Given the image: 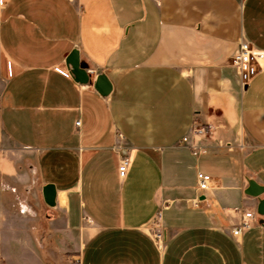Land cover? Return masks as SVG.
<instances>
[{
  "label": "crops",
  "instance_id": "1",
  "mask_svg": "<svg viewBox=\"0 0 264 264\" xmlns=\"http://www.w3.org/2000/svg\"><path fill=\"white\" fill-rule=\"evenodd\" d=\"M241 41L264 50V0H3L0 184L39 187L42 200L54 185L42 235L75 264H264L257 199L244 193L248 179L264 185V71L241 85ZM75 48L87 84L54 70ZM193 125L212 134L192 139ZM1 203L0 264H61L34 243L33 214L19 225ZM239 206L255 217L235 238ZM159 211L162 249L148 227Z\"/></svg>",
  "mask_w": 264,
  "mask_h": 264
},
{
  "label": "built area",
  "instance_id": "2",
  "mask_svg": "<svg viewBox=\"0 0 264 264\" xmlns=\"http://www.w3.org/2000/svg\"><path fill=\"white\" fill-rule=\"evenodd\" d=\"M3 0H0V4ZM231 65L234 67L241 85L244 86L250 82L258 73L264 71V50H259L251 46L246 41H241L238 44V48L231 57ZM54 70L66 78H71L70 69L65 65H56ZM7 71L11 75V62L7 61ZM80 124V120L76 122V125ZM212 130L210 126L205 125H193L191 128L192 139L198 136L211 135ZM119 140L122 139V135L118 134ZM191 137L185 135L181 138V143H189ZM230 145V144H226ZM193 146V144L191 145ZM121 146L117 145L115 150L120 153ZM129 165V158L125 155H121L118 164V175L123 178L126 174ZM197 189L207 190L210 187L211 177L208 174L198 172L196 175ZM234 210L239 213V219L237 223L231 228V235L235 238H240L246 231L251 228V222L255 217V214L251 211H245L241 206L235 207ZM149 227V234L156 244L158 249L163 248L164 233L161 224V212L159 211L154 217Z\"/></svg>",
  "mask_w": 264,
  "mask_h": 264
},
{
  "label": "rangeland",
  "instance_id": "3",
  "mask_svg": "<svg viewBox=\"0 0 264 264\" xmlns=\"http://www.w3.org/2000/svg\"><path fill=\"white\" fill-rule=\"evenodd\" d=\"M0 197L2 199V207H7L12 211H15L18 215L19 225H25L26 219L24 212L27 211L32 215L33 221L31 225L35 228V234H33L34 243L41 250V253L47 254V249L52 248L55 253L60 255L61 264H75V258H71L70 251L58 250V243L56 238L48 237V235H42V231L48 227L45 215L50 212V206L46 205L42 198L39 187L36 186H21L15 182L3 181L0 184ZM22 230V229H20ZM24 230V229H23ZM19 244H25L26 238H29L26 234H19ZM61 242V238H59Z\"/></svg>",
  "mask_w": 264,
  "mask_h": 264
},
{
  "label": "water",
  "instance_id": "4",
  "mask_svg": "<svg viewBox=\"0 0 264 264\" xmlns=\"http://www.w3.org/2000/svg\"><path fill=\"white\" fill-rule=\"evenodd\" d=\"M66 66L70 69L71 78L79 84H87L89 76L85 67L81 66L78 49H73L65 59ZM94 89L103 97L108 96L112 90V84L104 73L96 75L93 82ZM247 196L257 199L255 212L261 217V224L264 225V185L253 179H248L247 187L244 190ZM43 201L46 205L55 206V187L53 184H46L42 188Z\"/></svg>",
  "mask_w": 264,
  "mask_h": 264
}]
</instances>
